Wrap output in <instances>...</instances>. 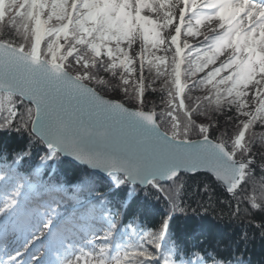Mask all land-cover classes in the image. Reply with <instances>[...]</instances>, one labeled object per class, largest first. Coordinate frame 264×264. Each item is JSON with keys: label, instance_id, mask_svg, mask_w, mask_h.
I'll return each mask as SVG.
<instances>
[{"label": "snow or ice", "instance_id": "snow-or-ice-1", "mask_svg": "<svg viewBox=\"0 0 264 264\" xmlns=\"http://www.w3.org/2000/svg\"><path fill=\"white\" fill-rule=\"evenodd\" d=\"M144 10L149 14H142ZM5 29L9 38L3 37ZM182 35L203 39L197 46ZM137 41L140 50L133 56L130 49ZM153 50L172 54L157 56ZM70 57L82 71L69 70ZM146 65L157 78L167 77L161 86L167 95L162 115L171 119L169 131L162 130L154 110H143ZM92 70L116 79L115 87L125 95L132 93L141 107H126L100 95L89 83L105 80ZM189 88L206 90V95L189 97L194 99L191 107L184 99ZM15 97H26L34 106L26 109L15 130L23 128L46 147L42 162L71 157L102 170L116 187L139 183L159 188V181L173 180L181 170L204 169L235 193L247 183L253 162V139L246 140V132L257 121L264 125V0H0V128L13 126L18 115ZM205 107L217 113L235 108L247 119L238 121L228 143L213 140L209 125L192 118L193 113L206 115L201 110ZM193 129H198L199 139L189 138ZM26 154H18L13 165ZM0 179L7 180V173ZM19 196L18 190L6 192L0 213L7 217L17 212ZM169 200L170 213L158 231L144 233L129 245L101 248L95 257L89 253L86 264H178L181 245L173 241L162 249L161 244L173 214L184 211L178 193ZM248 202L264 210V184L259 195L253 190ZM254 226L264 229V220ZM53 227L51 219L36 217L28 224L31 239L25 236V246L35 249L53 235ZM146 245H154L159 255ZM60 246L63 251L56 249L54 260L36 264H79L80 256L68 255L75 251L69 238ZM21 255L17 251L0 264H20ZM209 262L230 264L207 252L195 260H179Z\"/></svg>", "mask_w": 264, "mask_h": 264}, {"label": "trees", "instance_id": "trees-1", "mask_svg": "<svg viewBox=\"0 0 264 264\" xmlns=\"http://www.w3.org/2000/svg\"><path fill=\"white\" fill-rule=\"evenodd\" d=\"M3 37L9 38L7 29L4 30ZM201 40L187 41L189 44L199 46ZM155 55L158 56L156 53ZM67 63L70 65V71H82L71 57ZM138 64L137 61V68ZM185 67L187 64L183 65V68ZM92 71L105 80L103 84L89 83L97 92L110 99L119 100L128 107H141L132 93L125 95L115 87L118 83L116 79L103 71ZM138 74L137 72V76ZM203 75L204 73L197 74ZM144 76L146 87L143 110H154L158 124L163 130L169 131L171 119L167 115H162L167 112L165 103L162 102L166 101L167 95L161 86L167 77L157 78L155 70L149 72L147 65ZM203 95H206V90L187 89L184 93L186 105L191 107L194 103V99L189 97ZM14 99L18 115L13 126L0 128V176L7 173V180L0 179L2 197L6 192L18 190L19 208L23 203L26 207L42 208L43 201H48L54 215L66 212L71 218L92 217L93 229L99 227L100 230H105L104 244L110 247L115 238V243L124 246L139 241L144 233L158 231L171 210L169 197L178 193L179 206L184 211L173 214L168 234L161 242L162 249L176 241L181 245L179 260L189 258L195 260L197 254L207 252L213 258L222 257L225 261H230V264H237L238 260L241 264H264V229L254 226L264 220V210L254 209L248 202L253 190L259 195L261 185L264 184V125L259 121L246 132V140L253 139L250 152L253 162L249 166L250 176L247 183L235 193L227 192L214 177L206 173L181 174L167 183L159 181V188L151 185L141 188L130 183L116 187L109 176H102L76 166L62 156L42 162L41 158L46 155V147L35 142L23 128L20 131L15 130L25 117L26 109L33 106L19 97ZM201 110L207 111V114L193 113L192 118L196 124L209 125V137L213 140L223 139L226 143L237 132L238 121L247 119L238 116L235 108L231 111L225 109L220 113L206 107ZM200 135L198 129H193L189 138L199 139ZM21 152L27 154L13 165V160H16ZM237 158H241L240 153L237 154ZM32 187L34 192L29 191ZM130 191L133 192L131 196ZM85 201L88 203L83 209L71 210L74 204ZM33 203L36 205L32 206ZM111 224H115L116 227L112 228ZM146 239L148 237H145ZM146 246L159 255V250H156L154 245Z\"/></svg>", "mask_w": 264, "mask_h": 264}, {"label": "rangeland", "instance_id": "rangeland-1", "mask_svg": "<svg viewBox=\"0 0 264 264\" xmlns=\"http://www.w3.org/2000/svg\"><path fill=\"white\" fill-rule=\"evenodd\" d=\"M142 14H149V12L147 10H144ZM202 31H206L205 29H201ZM164 34L167 35V30H164ZM188 39L190 40L191 42L193 41H198L200 39H203L202 36H199V37H185V36H182L181 39ZM125 47H127V45H124ZM140 50V47H139V41H137L136 44H134L132 46V48L130 49V54L135 56V54L137 52H139ZM156 54H158V56L160 55H168L170 56L172 53L169 52V53H164L162 51H155L153 50ZM223 57H221L220 59H222ZM251 100L249 99V104L251 105ZM246 110H251V109H246ZM244 118H247V117H244ZM3 213H0V228H5L7 226V223L5 222L6 221V217L4 215H2ZM20 226V225H19ZM18 226V227H19ZM9 227L11 228L12 226L9 225ZM44 231V230H43ZM29 240L31 239V236L29 235ZM75 251L74 252H71L69 253V257L72 258V259H75L76 256H80L81 259L79 261V264H86V261L89 259V256L88 254L91 253L92 254V257H95V254L101 249L103 248L102 247V244L100 243V238L98 239H93V238H90L89 236L88 237H85V238H81L79 240H77V242H75ZM30 245H27L24 246L22 245L21 246V251H22V248H23V253L24 252V249H26V251H28L27 249L29 248ZM25 247V248H24ZM20 251V252H21ZM56 254V251L54 252ZM83 253V254H82ZM44 254V253H43ZM42 254V257L45 256ZM39 258H40V255H38ZM41 257V258H42ZM38 258V257H36ZM3 259H5V257H3ZM35 259V258H34ZM47 260H50V259H47ZM31 262V261H30Z\"/></svg>", "mask_w": 264, "mask_h": 264}, {"label": "water", "instance_id": "water-1", "mask_svg": "<svg viewBox=\"0 0 264 264\" xmlns=\"http://www.w3.org/2000/svg\"><path fill=\"white\" fill-rule=\"evenodd\" d=\"M90 86V85H89ZM99 93V92H98ZM100 94V93H99ZM100 95H102V94H100ZM103 96V95H102ZM105 97V96H104ZM105 98H107V99H110V98H108V97H105ZM22 100L23 101H25V102H27V103H29L30 104V102L28 101V99L25 97V98H22ZM122 103V102H121ZM31 105V104H30ZM125 105V104H124ZM126 106V105H125ZM34 107V106H33ZM126 107H128V106H126ZM155 119H156V117H155ZM156 121H157V119H156ZM158 123V122H157ZM163 130V129H162ZM211 139V138H210ZM65 159H67V160H69L70 162H72L73 164H75L76 166H79V167H84V168H87L88 170H92V171H95V172H97V173H99V174H101V175H104V176H108L105 172H103L102 170H100V169H94V168H91V167H89V166H87V165H84V164H81V163H79L78 161H76V160H74L73 158H71V157H68V156H63ZM182 173H184V174H189V175H195V174H199V173H206V174H209V173H207L206 172V170H204V169H200V170H198L197 172H189V171H185V170H181V172L179 173V175L180 174H182ZM178 175V176H179ZM177 178V177H176ZM173 179H175V178H173ZM170 180H162V182H169ZM136 185H138V186H140V187H142V188H145V187H148L149 185H147V186H144V185H140L139 183H137ZM223 189H225L221 184H219ZM226 190V189H225Z\"/></svg>", "mask_w": 264, "mask_h": 264}, {"label": "bare ground", "instance_id": "bare-ground-1", "mask_svg": "<svg viewBox=\"0 0 264 264\" xmlns=\"http://www.w3.org/2000/svg\"><path fill=\"white\" fill-rule=\"evenodd\" d=\"M12 248H13V247H12ZM12 248H9V251H11V250H12ZM9 251H8V252H9Z\"/></svg>", "mask_w": 264, "mask_h": 264}]
</instances>
